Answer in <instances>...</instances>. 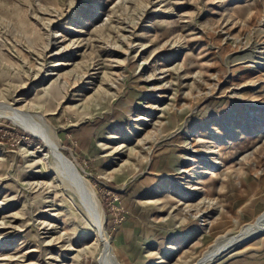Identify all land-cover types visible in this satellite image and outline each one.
Masks as SVG:
<instances>
[{"label": "rangeland", "instance_id": "1", "mask_svg": "<svg viewBox=\"0 0 264 264\" xmlns=\"http://www.w3.org/2000/svg\"><path fill=\"white\" fill-rule=\"evenodd\" d=\"M7 106L104 231L0 114V264H193L264 209V0H0ZM206 264H264V233Z\"/></svg>", "mask_w": 264, "mask_h": 264}, {"label": "bare ground", "instance_id": "2", "mask_svg": "<svg viewBox=\"0 0 264 264\" xmlns=\"http://www.w3.org/2000/svg\"><path fill=\"white\" fill-rule=\"evenodd\" d=\"M0 114H8L9 116H14L18 121L23 122V125L27 129H29L30 132L40 137L47 144L51 153L54 155L57 165L59 166L58 169H61L62 174L66 175L67 179L69 177L71 184L73 183L72 186H74L75 189L79 191V193L88 203L89 208L92 211L93 220L91 223L96 232V237H98V239H102L104 231V214L102 212L99 201L97 200L96 195L94 196V192L90 188V186L85 183V181L81 177H79L77 172L75 173L72 170L71 166L69 165L70 162L66 159H63L62 156L60 157L57 153L56 145L52 140V132L48 123L37 116L33 117V121H31L27 118L26 114L23 113L22 109L14 108L12 106H7L6 108L0 107ZM259 233H264V209L251 222L246 223L244 226H242L235 236L226 237L214 243L213 247L210 250L204 252L193 264H206L220 255L223 251L230 248L235 243L247 240ZM98 257H101L104 264H113L112 261L108 258L103 247Z\"/></svg>", "mask_w": 264, "mask_h": 264}]
</instances>
